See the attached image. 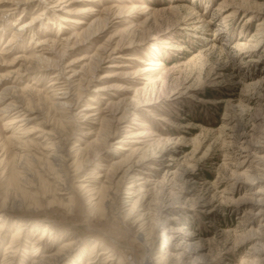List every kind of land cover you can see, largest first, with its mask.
<instances>
[{
    "label": "rangeland",
    "instance_id": "obj_1",
    "mask_svg": "<svg viewBox=\"0 0 264 264\" xmlns=\"http://www.w3.org/2000/svg\"><path fill=\"white\" fill-rule=\"evenodd\" d=\"M40 1L6 17L9 5H0V76L5 77L0 86V160L4 167L0 197L18 195L4 184L9 171L5 164L10 162L12 169L19 152L17 144L9 141L18 126H7L15 111H2L14 101L11 95L3 99L6 90L5 94L16 92L24 97L25 104L36 92L35 99L31 98L32 117L41 115L60 130L73 129L72 143L78 139L86 147L98 141L92 153H99L97 159L103 157L98 162L102 170L57 171L50 165V142L44 136L38 138L42 132L30 135L26 150L30 160L17 165L35 172L40 184L37 190L28 189L26 203L5 210L0 264L20 227L19 251L9 264H35L70 243L75 246L70 256L58 264H105L111 254L117 259L115 264H142L148 255V246L139 237L143 232L157 239L155 252L162 241L168 244L165 256L173 258L167 264H264V214H259L257 206V195L264 189V180L257 178L264 176V0H82L71 4L74 0H61L66 1L61 7L73 13L89 6L94 9L93 14H71L70 22L63 23L67 28L61 31L56 17ZM134 5L140 8L134 16L123 18L125 13L116 19L121 8L131 11ZM39 15L33 24L34 38L30 31L21 40L13 38L15 23L31 22ZM108 17L105 29L74 49L67 47L61 61L64 76L58 77L59 71L52 66L21 79L10 74L26 68L35 53L53 59L48 52L52 44L61 46L66 38L74 41L76 34L98 29L93 23ZM122 39L117 53L109 52L108 61L100 62L94 74L82 70L93 57L99 61L96 55H103L102 47L114 49ZM119 54L123 58H115ZM75 71V80L84 77L92 82L82 91L76 87L75 97L70 98L77 105L72 112L81 113L73 121L66 109L54 112L50 99H63V82ZM104 74L117 76L101 79ZM117 107V119L124 113L126 117L106 144L102 140L106 122L112 121L109 111ZM90 114L95 116L88 118ZM41 122H30L26 128L52 129ZM68 122H74L75 129L68 128ZM125 129L149 135L125 139ZM133 151L137 152L134 157ZM123 161H140L137 173L148 180L143 184L148 194L146 223L127 217L129 207L123 208L131 196L134 201L138 198L128 194H135L137 188L130 191L125 183L118 196L108 193L105 207L96 210L78 187L82 183L96 191L104 186L115 188L124 172L113 179L110 171L114 163ZM61 183L69 188L67 193L60 191ZM46 226L52 229L49 236H44ZM94 244H98L96 250Z\"/></svg>",
    "mask_w": 264,
    "mask_h": 264
},
{
    "label": "bare ground",
    "instance_id": "obj_2",
    "mask_svg": "<svg viewBox=\"0 0 264 264\" xmlns=\"http://www.w3.org/2000/svg\"><path fill=\"white\" fill-rule=\"evenodd\" d=\"M81 1L82 0H74V1L70 2L69 4L76 3V2H81ZM84 1L86 3H89L92 0H84ZM33 2H39V0H0V5L1 4H6L7 6L9 5L8 6L9 9L6 7V9H8V10L4 13L3 17H6L9 14H13L14 12H16V10H18V9L24 7V6L25 7L29 6ZM64 3H66V1H64V2H62L61 0H58V1L42 0V1H40V4H45L46 5L45 9L48 8V10L46 12L47 13L52 12L53 16L56 17V20L59 23V25H58L59 26V31H61L62 29H66L67 28L63 23L70 22V20L68 19V16H70L71 14H80L81 12H85V14H93V11H94L93 7L89 6V7L86 8L88 10L82 11V10L78 9L77 11H75L73 13V12H71L69 10H66L67 9L66 7H63V8L61 7ZM67 5H68V3L66 4V6ZM254 7H256V6H254ZM56 8H57V10H55ZM139 10H140V8H138L137 5L132 6V10L131 11H129V10L126 11L124 8H121L119 13L116 14V19L117 18H121V15L125 14V13H128V14L127 15H123L122 16L123 18H125L126 16H132V15L134 16V14L137 13ZM148 11L150 12V9H148L146 12H148ZM59 12L66 13V15L65 14H60ZM146 12L142 13V11H141V14H145ZM42 15L34 17L31 22L15 23L14 25L16 26V28L14 30L13 38H15L16 40H19V39L21 40L27 34V32H29V31L34 33V35H33V38H34L36 35H35V28H34L33 24L35 22H37L41 18ZM136 17H138V16H136ZM109 19H110V17L106 18L103 21H101V20H97L95 22L93 21L94 22L93 25H95V27H97V25H99L98 29L90 30V31H83L81 34H76L75 37H74V39H75L74 41H72L73 39H71V38H66L65 40L63 39L64 42L62 43L61 46L56 44V42L55 43L53 42L54 44H52L49 47V49H48V52H50L53 55V59H51L49 57H45L43 55H36V53H35L32 57H30L28 59V62H26L27 63L26 68H24L23 70H15V71H13V73L11 72L10 74H14V75L17 76L18 79H21V78L26 77L29 74V72H31V71H32L31 73L47 71L48 68L52 66L53 70H58L59 71L58 77L60 75L62 76L63 74H65L66 70L63 67L61 61L63 59V56H64L65 52H66L67 47H71L72 49H74L77 44H79V45L84 44L83 42H85V40L88 37H90L93 33L97 32L99 30L105 29L106 26L108 25L107 22H109ZM48 21L51 22L52 21V17H50L48 19ZM111 23H113V22H111ZM77 24L78 25L82 24V22L78 21ZM103 24H104V26H103ZM43 25H44V23H43ZM100 25H102L103 27H100ZM141 26H144V25H141ZM136 27H137V25H136ZM135 31L136 30H134L133 32L131 31L129 33V35H132L131 33H134ZM62 33H63V31H62ZM37 35L39 36V34H37ZM62 37H63V35H62ZM123 40L124 39H122L118 43V45H116V48H114V49H108V47H102L101 50L103 51L102 52L103 55L102 54H101L102 56L100 54L96 55V57H98L99 61H95V57H93V59L91 60V64H85L82 67V70L86 71V69H88V70H90L89 72L94 74L95 70L97 68L99 69L100 62L105 61V60L108 61L107 58L110 57V53L111 54H115L116 50H118V47H119L120 43ZM37 43L38 44L40 43V41L38 39H37ZM40 46H44V43L41 42ZM47 46H49V45L47 44ZM59 48H61L60 51H59ZM42 49H44V48H42ZM45 49H47V48H45ZM46 52H47V50H46ZM115 58H123V56L121 54H119V55H116ZM84 60L85 59H83V58L79 59V61H84ZM50 62H52V65H49ZM76 74H77V72L75 71L72 75L68 76V79H66L64 82L62 81L63 82V87H64L62 91H64V93L61 92L60 95H63V99L66 100L65 102H62L61 100H63V99L62 98H58L57 95H55L57 98L50 99V103L53 106L54 112H55V109L56 110L61 109L62 112H63V110L65 111V109H66V111L70 115H72L73 121L74 120H78L77 119L78 117L76 118L75 116H79L81 113L74 114L72 112V110L77 105H75V103H73V99L70 100V98L75 94L76 87H79L80 88L79 91H82L83 89L89 88L88 86L92 82V80L88 81V79L86 80L84 77H81L79 79V81H77V80H75L77 78ZM16 76H14V77H16ZM78 76H80V75H78ZM115 76H117V75L104 74L100 78L101 79H108V78H112V77H115ZM52 77H54V76H52ZM0 80H1L0 81V86H1V84L3 83L2 81L5 80V77L4 76H0ZM76 83H77V85H76ZM98 90H102V89H98ZM7 91L8 90H6L5 93ZM5 93H4V95H5L4 98L2 96L3 99H5L8 95H11L12 99H14V101H12L13 103L12 104L10 103V105H7L8 107L4 108L2 111L4 113L5 112H10L8 110L15 111V115L13 116V118H11L9 121H7V123H8L7 126L8 127H10V126H18L17 133H14L13 136L11 138H9V141H10V143L12 145H14V144L16 145L17 144L18 147H15V148L18 149L19 152H18V154L16 155V157L14 159V163L15 164H14V167L12 169L9 168L10 162H6V164H5V166L8 167L9 171H8L7 175L5 176L4 184H6V187H7L8 191H10V189H12V190L15 189L17 191L18 195H15L14 197H7L6 196L7 198H4V199H1V197H0V238L3 237L4 232H5V226L2 225V222H3L2 218L4 217L5 210L6 209H13L16 204L26 203L27 195L30 194L28 189L37 190L38 187H39L38 185L40 184L39 181H38L39 184H37L36 179H37L38 176L35 174V172H33L31 170H28L27 168H18V165H17L18 162H24V161H27V160L29 161L30 160L29 159L30 158L29 155L26 154V150H29L28 146L31 143V141L28 140V137L30 135H32V134H34L36 132H42V135L40 134L38 136V138L41 137V136H44V137H46L47 141L50 142L51 146L53 147L52 148L53 155L50 157L52 159V161L50 162V165L52 166V168H57V171L59 169L61 172H67L68 169L74 168L77 171L76 174H81L86 169H88L89 167H92L95 170H97V168L102 170V168H100L98 162H99V160L101 158H103L101 156L99 159H97L99 153H94V154L92 153V149L94 148V145H97L98 141L97 142H90V144H88L86 147H83L82 143L79 144L80 142H83L81 140L77 139V140H75L72 143V140H73L72 136H73V133H74L73 129H70L68 132L65 131V130H60V129H57L55 126L51 125L52 123L49 125L48 124L49 120L45 121L43 119V117H41V115H36L35 117H32L31 114H33L34 111H35L34 106L32 105V99L34 97H36V92H34L32 94L29 93L30 97L32 99L31 98L29 99V103L28 104L26 103L27 105L24 103V101H25L24 97L17 96L15 94L16 92H13L14 95L9 94L10 92L8 94H5ZM79 95L81 96L82 93H79ZM37 96H39V94ZM77 96H78V92H77ZM52 97H53V95H52ZM74 97H75V95H74ZM2 98H1V100L3 102ZM78 101H79V99H78ZM119 109H120V107H117V108H113V109H111L109 111V113L111 114L110 117L112 118V121L108 122L106 120L107 121L106 123H108V129L106 130V133L104 134V139L102 140L106 144H107L108 141H110L111 139L114 138L113 133H112L113 130L116 131V132L120 131L118 124L121 121H123L125 119V117H126V113H124L122 116L120 115L119 118L117 119V115L116 114H117ZM92 116H95V114H90L88 116V118H92ZM68 118H70V117H68ZM39 120H42L41 124H43L44 126L52 127V129L46 130V129L33 128L32 130H29V129L26 128V126L30 122L39 121ZM68 123H69V125L67 126L68 128H71V126H74L73 125L74 122H72V123L68 122ZM125 128H130V126L127 125ZM74 129H75V126H74ZM129 132H130V130H128V129L127 130L125 129L123 131V134H125L124 135L125 139L126 138H140V137H145V136L149 135L148 133H143V132H138V134L137 133L136 134L129 133ZM130 134H132L133 136H130ZM18 135H21V136H18ZM87 135L88 134H86L85 136H87ZM123 141L124 140H121L120 142H123ZM154 141L155 140L153 139L152 142H154ZM99 143H101V142H99ZM117 148H121L122 149V147H120L119 145L117 146ZM132 153H133L132 156L134 157V154L137 153V152L133 151ZM126 161L125 162L123 161V162H120V163H114L113 168H112V169H114V171H110V172H113V177H112L113 179L116 178V176H118L119 173L121 174V172H124V174L122 175L120 180L117 182L115 188H113L112 186H110V187L104 186L100 191H96V189L95 190L92 189L90 185H83L80 182H79L80 185H78V187H79V189H81L83 191V193H84L83 196H85L86 199L90 200V202L92 203L93 207L96 210L97 209L100 210V209H103V207H105V201H106L107 197L109 196L108 193L113 194L114 196H118L120 191H121V187L125 183L129 184V186H128L129 189L128 190H130V191H133V190H135V188H137L135 194L132 193V192H128V194H132L133 196H137L138 198L134 201L133 200L134 197L131 196L130 200H126L123 203V208L124 207L125 208L129 207L128 210H127L128 212L126 211V216L127 217L133 216V218L136 219V222H138V223L141 222L142 223V222H145L146 219H147L146 206H147V202H148V197H147L148 194H147V191H145V189H144L145 185H143V184L148 182V180H146V178H142L141 175L139 173H137L138 168L136 166H137V163H139L140 161L139 162H129V164ZM2 163H3V161L0 160V171H2L3 168H4V167L1 168L2 167ZM126 163L128 165H125ZM19 169H22V171H20ZM49 169L52 170L51 167ZM5 170H6V168H5ZM2 173H4V171H2ZM97 174L100 175V173H97ZM261 176L262 177H257V178L258 179L261 178L262 180H264V176L263 175H261ZM109 180L111 181V179H109ZM113 181L114 180H112V182ZM138 181H141V182L137 183ZM90 182H92V181H90ZM61 185H63V183H61ZM111 185H113V184H111ZM68 190H69V188L66 185H63L62 190L60 188V191L65 192V193H67ZM35 196L39 197L37 195H35ZM257 196L259 198L258 203H257L258 212H260L259 214H262V213L264 214V189H263V191L258 193ZM35 199H37V198H35ZM140 209H142V211H140ZM44 231H45L44 232V236H49L50 233L52 232V229L49 228V226H46L44 228ZM21 236H22V228L20 227L19 229H17L16 233L14 234V236H13V238L11 240V243H10L8 249H7L6 258L4 259L3 264H9L12 261H14L13 258L17 256L18 251H19V244H20L19 242H20ZM261 236H262V234H261ZM139 237L148 246V255L145 258L144 263H142V264H167L168 260H170V258H173V257H170V256H165V254H166V252H167V250L169 248L168 244H165L162 241L161 249L158 252H155L154 251L155 250L154 247L157 245L156 244V242H157L156 240L157 239L155 237L154 238H150L149 234L144 233V232L141 233L139 235ZM172 239H171V241H172ZM42 240H43V238H41L39 241H42ZM39 244H40V242H39ZM73 246H74V244H71V243L70 244H65V246L61 249V251L58 254L50 256V257L48 256L49 258H46L45 260L44 259L38 260V261H35L37 263H35V262L34 263L35 264H58L60 262H63L65 259H67L70 256V254H71L70 252H71ZM97 246H98V244H94L93 247H94L95 250L97 249ZM36 252H37V250H36ZM100 252H102V251H100ZM103 255L107 256L108 254L107 253H103ZM167 255H169V253ZM173 255H175V254H173ZM76 257H78V259H80L79 256H76ZM40 258H41L40 256L36 257V259H40ZM116 261H117V259L113 256V254H111L110 257L106 258V263L105 264H115ZM90 264H96V263L95 262H91ZM119 264H124V263L121 261Z\"/></svg>",
    "mask_w": 264,
    "mask_h": 264
}]
</instances>
